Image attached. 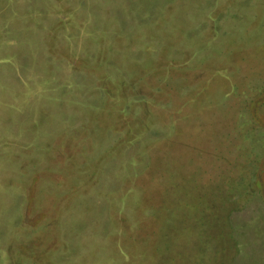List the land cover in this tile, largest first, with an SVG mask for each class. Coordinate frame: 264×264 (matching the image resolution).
Returning <instances> with one entry per match:
<instances>
[{"label":"rangeland","instance_id":"rangeland-1","mask_svg":"<svg viewBox=\"0 0 264 264\" xmlns=\"http://www.w3.org/2000/svg\"><path fill=\"white\" fill-rule=\"evenodd\" d=\"M253 68L264 0H0V264H264Z\"/></svg>","mask_w":264,"mask_h":264},{"label":"trees","instance_id":"trees-1","mask_svg":"<svg viewBox=\"0 0 264 264\" xmlns=\"http://www.w3.org/2000/svg\"><path fill=\"white\" fill-rule=\"evenodd\" d=\"M254 70H255L254 68L249 69L248 71L245 70L244 73L240 76L241 80H242L241 82H243L245 86L250 85L249 83L251 82V79L253 80V78H256V77L260 78L261 82L264 81V76H259V75L253 76L252 75ZM256 72H257V70H256ZM240 134H241V132H240ZM237 135H239V134H237ZM236 153H238V152L236 151ZM237 164H238V162H237Z\"/></svg>","mask_w":264,"mask_h":264}]
</instances>
